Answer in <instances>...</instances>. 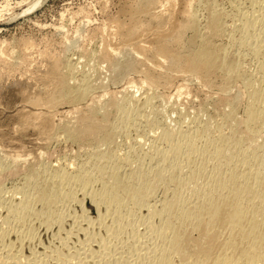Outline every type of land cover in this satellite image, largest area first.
I'll return each mask as SVG.
<instances>
[{
    "label": "bare ground",
    "instance_id": "1",
    "mask_svg": "<svg viewBox=\"0 0 264 264\" xmlns=\"http://www.w3.org/2000/svg\"><path fill=\"white\" fill-rule=\"evenodd\" d=\"M166 1L158 10V0H137L149 18L132 30L114 20L112 34L126 33L119 48L102 38L97 63L123 84L96 85L63 54L25 96L18 127L48 141L61 134L84 152L69 163L24 158L20 185L7 197L0 188V264H264V0H232L231 15L208 1L184 0L181 10ZM151 27L170 45L140 40ZM175 78V89L218 79L220 95L208 103L221 118L196 112L178 122L153 110ZM142 87L153 92L137 95ZM141 124L155 129L147 148L126 140ZM14 153L0 156V169L16 170L24 155ZM38 228L54 232L39 250Z\"/></svg>",
    "mask_w": 264,
    "mask_h": 264
},
{
    "label": "rangeland",
    "instance_id": "2",
    "mask_svg": "<svg viewBox=\"0 0 264 264\" xmlns=\"http://www.w3.org/2000/svg\"><path fill=\"white\" fill-rule=\"evenodd\" d=\"M136 1L137 0H0V156H3L5 153L6 154L4 156H7L8 154L12 156L15 154L14 152H19L24 156L25 154H29V157L22 156L23 158L18 159V166L15 171L12 172L13 169L10 168V172H8V169H0V188L2 189V193L4 192V190H6L7 193H3L6 195V197L13 193L12 191L15 190V188L18 187L21 183V177L24 174L23 172H25V170L23 169V167L25 166V163H23L24 158H30L33 156L30 159H39V161L41 160L42 163H50L55 159L57 163L60 160V162L67 161V163H69L71 160H74V156L72 155L76 151L78 152V149L80 151L79 153L83 154L84 147L81 148V146H79L77 143L72 144L70 140H66L65 138H63L62 140L63 136L61 134L58 136V140L48 141L46 139V135L37 130V128L31 126H25L23 128L21 126L18 127V125H20L19 123L22 120L20 118L22 116L20 115L22 114L20 112V109L23 107L22 105L27 104L24 99L25 96L28 95L29 92H36L35 90H38L39 88L41 89L43 83L45 84L46 76L44 75H47L49 66L54 56L57 57L64 54V56L76 58L77 61H80L78 64L79 69L85 72L91 82L93 80L94 84L97 80L96 85L100 82L106 85V89L109 88V90H111L123 84L124 81H122L121 83H113V81L111 82V80L107 78L105 68L103 69L104 63H101L100 61L99 63H97L98 60L96 59L97 57L95 55L101 49L100 47L104 45V40L110 41L112 39L111 41L113 47L119 48L121 46L123 38L119 35H122L124 33L125 36L126 33L125 31H123L119 34H112V32H114L113 24H115L116 21L124 23L123 27L127 26L130 30L134 28V25L141 22L142 24L148 23L147 21L149 16L146 13H140L137 9H135L134 6H136ZM183 1L184 0H176V10L182 9L181 7H183L185 2ZM190 1L193 3L197 2L196 0H194L195 2L192 0ZM206 1L212 2L215 5H219V7L217 6L218 8H223L222 10L230 15L234 12L233 8H231L232 0H201L200 2L202 3ZM167 4L168 2L166 0H158V10L159 8H161V10L168 9L167 7H169V4L168 6ZM158 10L156 9L155 11ZM198 11L199 17H201V19L203 20L205 11H203L201 8H199ZM133 13H136V17ZM138 13H140L139 16L137 15ZM114 20L116 21L112 23ZM167 27L163 26L162 28L167 29ZM150 29V31L148 29H145L143 31L144 34L141 33V38L139 37L140 40H150L149 42L153 43V45H155L156 43V45H160L162 42H166L164 41L166 39H163V41L161 42L159 39H157V37L154 38V27H151ZM163 29L161 31H164L166 33V30ZM147 31L149 32V34ZM109 35L111 38L109 37ZM188 35L189 33H185L186 37ZM223 39L224 42H227L225 40V37H223ZM168 42L167 44L165 43V45H170V40ZM112 46L110 45L111 48H113ZM171 46L174 47L172 43ZM171 46H167V48H172ZM159 58L162 59L163 57ZM3 59L6 62L10 61V65L9 63L8 65H6L7 63L5 62V64ZM156 60L157 57L152 58L153 62H155ZM140 65L142 67L145 66V62L141 63ZM248 65L249 68L252 69V63H249ZM174 80V85H170V88H158L159 90L164 89L165 91L163 93L164 96H166L163 97V99L161 97H156L155 99H153V102L156 104L153 107L154 109L152 108L153 110H155V108L158 109V111H160L163 116H167V114H169L173 120H177L178 122L179 119L181 121H185L186 119H188V116H191L196 112L199 113L202 120H206L209 118V116L212 115L213 117H215L213 120H218L219 118H221L219 111L213 109V107H211L212 105H209L208 103L209 100L211 101L215 97L220 95V92L218 90L219 88L217 86L219 82L218 79L215 80L216 84H214V86L203 87L201 84L193 82V84L190 83L188 85V89L185 88L186 86H184L183 89H175L176 83L180 81V78H175ZM166 89L169 92H166ZM129 90L134 89L131 87ZM144 90L145 89H143L142 87L141 90L137 91V95L145 96V94L147 95L148 93L153 92L151 89H149L148 91L145 90V92L147 93H144ZM236 91V87L231 88L230 95L236 94ZM165 93L169 94L170 96ZM105 99L107 100V96H103L101 102L104 103L103 100ZM243 103L244 102L241 101L237 107L238 114L242 113ZM201 104L204 108L202 106L200 107ZM59 107H61V105H59ZM59 107H57V109H59ZM201 108H203L204 110H201ZM149 109V107L145 109V112L147 114H149ZM152 109H150V112L153 111ZM173 109H175L176 111ZM172 110L174 111V113L172 112ZM58 111L60 112V109ZM111 114L113 115L114 111H112ZM178 114L179 116H177ZM112 115H110V118H112ZM135 127L134 129L132 128L129 131V133L127 134L129 136H127L128 138H126V140H131L132 142L140 140L144 144L143 147L147 148L149 146L147 136L151 135V133H153L151 131H155V129L151 127L152 130H150L148 126L146 127L143 124L138 126L135 125ZM135 136L137 138H135ZM44 140H46L47 142ZM124 140L125 136L116 137L117 143H119V145L121 144V146H124L122 145V142L126 141ZM76 145H78V147ZM80 148L82 150H80ZM10 155H8L7 159H9ZM13 187L14 189H12ZM10 188L12 191L10 190ZM41 230L43 229H36V231H38V233H36V236H38L37 234L40 233V237H37L40 240L38 241L37 239V244H35V248L37 247V250H39V248L41 249L43 244H49V240L53 239V231L46 232L43 230V232ZM45 232L47 234H44ZM49 234H52V236ZM44 237H46V239Z\"/></svg>",
    "mask_w": 264,
    "mask_h": 264
}]
</instances>
